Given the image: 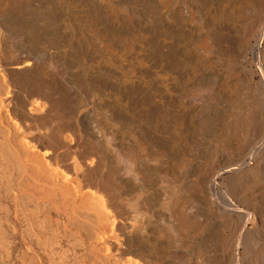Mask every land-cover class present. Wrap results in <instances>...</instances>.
Segmentation results:
<instances>
[{
  "label": "bare ground",
  "instance_id": "1",
  "mask_svg": "<svg viewBox=\"0 0 264 264\" xmlns=\"http://www.w3.org/2000/svg\"><path fill=\"white\" fill-rule=\"evenodd\" d=\"M0 264H264V0H0Z\"/></svg>",
  "mask_w": 264,
  "mask_h": 264
}]
</instances>
